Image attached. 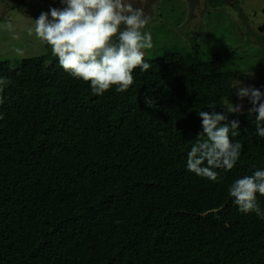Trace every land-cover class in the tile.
Returning <instances> with one entry per match:
<instances>
[{
  "label": "trees",
  "instance_id": "1",
  "mask_svg": "<svg viewBox=\"0 0 264 264\" xmlns=\"http://www.w3.org/2000/svg\"><path fill=\"white\" fill-rule=\"evenodd\" d=\"M192 51L144 58L127 91L103 95L50 54L0 61V264H264V219L228 195L264 170V137L256 113L225 110L264 53L248 74L231 47ZM201 110L239 122L219 182L186 169Z\"/></svg>",
  "mask_w": 264,
  "mask_h": 264
},
{
  "label": "clouds",
  "instance_id": "2",
  "mask_svg": "<svg viewBox=\"0 0 264 264\" xmlns=\"http://www.w3.org/2000/svg\"><path fill=\"white\" fill-rule=\"evenodd\" d=\"M62 8H50L34 19L35 36L51 50L59 66L73 78L90 85L92 93L103 95L115 86L118 93L134 83L133 71H147L144 50L153 47L152 35L144 31L149 16L143 7H134L131 0H61ZM22 55V50H15ZM9 83L0 77V92ZM239 99L247 97L256 113L257 134L264 137V93L252 87L236 86ZM2 102V101H0ZM214 108V107H210ZM228 113L240 112L230 103ZM203 132L187 153L186 169L209 181L219 182L215 169L230 171L240 157L242 144L233 143L238 135V121H226L223 113L199 111ZM257 194L264 196V170L236 179L228 195L241 213H254L264 219V210L257 204Z\"/></svg>",
  "mask_w": 264,
  "mask_h": 264
},
{
  "label": "rangeland",
  "instance_id": "3",
  "mask_svg": "<svg viewBox=\"0 0 264 264\" xmlns=\"http://www.w3.org/2000/svg\"><path fill=\"white\" fill-rule=\"evenodd\" d=\"M240 1H243L239 5L242 7L243 15L264 6V0ZM204 3L205 0H197L193 16H189L192 6L187 0H158L155 4V16H150L155 19L148 22L144 29L151 33L153 43L151 49L144 50V58L153 61L171 52L183 55L194 53L192 50L196 49L197 57L206 59L216 48L228 46L236 52L238 65L242 69H247L248 74H252L257 65L256 58L264 53V47H261V44L255 46L246 38L239 37L232 26L231 16L236 20L240 14H236L237 11L233 12L232 7L229 8L231 16H221L219 13L200 19ZM3 7L0 5V14ZM5 7L3 10L5 13L0 16V61L8 60L16 64L24 58L52 55L50 48L35 36L32 28L34 19L38 18L41 12L64 7L61 0L49 1L48 8L44 0L24 2L14 11L8 10V5ZM250 17L246 16L245 20ZM245 24V22L242 24L243 27ZM244 28L246 31L247 28ZM16 49L22 50L23 54H18ZM239 86L252 87L264 93V72L261 71L252 83H239ZM252 107L247 97L241 99L240 109L247 111Z\"/></svg>",
  "mask_w": 264,
  "mask_h": 264
},
{
  "label": "flooded vegetation",
  "instance_id": "4",
  "mask_svg": "<svg viewBox=\"0 0 264 264\" xmlns=\"http://www.w3.org/2000/svg\"><path fill=\"white\" fill-rule=\"evenodd\" d=\"M27 1L30 0H0V5L4 6L3 10L4 8H6L5 6L8 5L9 7L8 10L14 11L17 9L18 5H21ZM44 1L48 8V2L53 0H44ZM187 1L189 5L192 6L189 16H193V11L196 8L197 0H187ZM131 2L133 3L134 7L144 8L145 13L149 16V22L155 19L154 17H150V16H155L156 13L155 4L158 3V0H131ZM241 2L243 1L205 0V3L201 8V16L199 17L200 19H202L207 15L219 14V13H221V16H231V10H229V8L232 7L233 12L237 11L236 14H240V16H237L236 20H234L233 17L231 16L233 22L232 26L237 31L239 37L242 39L246 38L248 41H251L255 46L257 44H261V47H264V6H262L260 9L257 10H251L252 13L243 15L244 12H242V7L239 6ZM3 10L0 16L5 13ZM202 14L204 16H202ZM246 16H251V17L245 20ZM255 21H256V25H255ZM244 22L246 23L244 25V27L247 28L246 31L242 25ZM252 82L253 81H249L248 83H252ZM240 103H241V99L240 102L238 103L239 106Z\"/></svg>",
  "mask_w": 264,
  "mask_h": 264
}]
</instances>
